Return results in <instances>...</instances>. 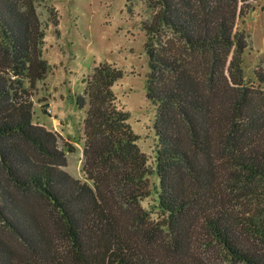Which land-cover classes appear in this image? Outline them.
<instances>
[{
	"label": "trees",
	"instance_id": "16d2710c",
	"mask_svg": "<svg viewBox=\"0 0 264 264\" xmlns=\"http://www.w3.org/2000/svg\"><path fill=\"white\" fill-rule=\"evenodd\" d=\"M36 1L0 0V264H207L197 242L229 264H264V208H239L264 195V66H247L248 0H156L144 25L154 160L113 105L120 72L99 66L77 97L89 101L84 180L33 99L51 68Z\"/></svg>",
	"mask_w": 264,
	"mask_h": 264
},
{
	"label": "rangeland",
	"instance_id": "374dc122",
	"mask_svg": "<svg viewBox=\"0 0 264 264\" xmlns=\"http://www.w3.org/2000/svg\"><path fill=\"white\" fill-rule=\"evenodd\" d=\"M250 9L242 24L251 42L246 55L250 73L264 66V0L241 3ZM36 10L45 32L43 58L50 72L33 92V99L42 123L56 131L61 147L70 144L69 173L84 180L85 119L89 109L81 108L77 97H83L95 68L110 65L120 72L113 86L114 104L130 114L128 130L140 137L137 146L150 156L155 155L153 123L156 110L146 96L149 73L145 24L155 20L159 11L156 0H37ZM168 33V29H164ZM47 106L51 118L39 109ZM45 108V107H44ZM153 198L144 202L147 209ZM239 208L256 215L264 208V195L242 199ZM260 215V214H258ZM194 252L207 264H229L218 248L209 249L199 242ZM199 258V259H200Z\"/></svg>",
	"mask_w": 264,
	"mask_h": 264
}]
</instances>
